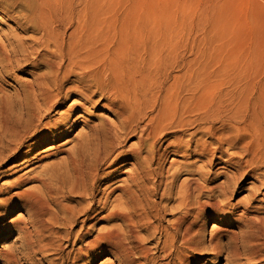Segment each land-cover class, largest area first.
I'll return each mask as SVG.
<instances>
[{
    "label": "bare ground",
    "instance_id": "obj_1",
    "mask_svg": "<svg viewBox=\"0 0 264 264\" xmlns=\"http://www.w3.org/2000/svg\"><path fill=\"white\" fill-rule=\"evenodd\" d=\"M156 11L151 6L132 11L108 0H0V169L18 167L14 156L29 151L31 142L85 127L67 151H44L50 152L47 159L65 154L58 161L0 190L6 196L1 210L11 206L27 215L24 220L19 214L7 230L13 225L23 246L38 254L60 247L61 238L82 242L86 237L79 254L107 255L118 264L147 261L149 242L170 259L166 264H189L207 253L226 264H264V217L259 215L264 210V100H220L222 84L217 87L215 77L225 65L205 63L198 50L188 53L178 25L158 19ZM22 74L31 82L21 80ZM6 79L21 86L16 100L3 91ZM70 97L76 99L65 107ZM59 109L61 115L45 121ZM98 110L114 121L95 122ZM129 139L136 143L122 149ZM167 155L194 161L177 163L163 181V165L157 170L152 165L165 163ZM39 156H34L38 162L45 158ZM214 163L217 170L228 165L234 172L206 188ZM123 166H128L125 178L108 191L112 183L107 182ZM179 172L187 178L175 194L177 216L163 226L160 216L174 196ZM237 177L254 183H248V195L231 203ZM105 178L107 188L95 203L94 186ZM30 182L37 187L19 191ZM159 190L160 202H153ZM115 192L119 195L112 200ZM206 213L216 221L204 247L199 220ZM153 220L159 224L153 226ZM88 222L106 227L91 237L89 231L73 230ZM59 226L66 232L54 241Z\"/></svg>",
    "mask_w": 264,
    "mask_h": 264
},
{
    "label": "rangeland",
    "instance_id": "obj_2",
    "mask_svg": "<svg viewBox=\"0 0 264 264\" xmlns=\"http://www.w3.org/2000/svg\"><path fill=\"white\" fill-rule=\"evenodd\" d=\"M108 2L122 5L123 8L125 7L132 11L144 10L147 6L154 7L157 10L155 14L159 16L158 19L160 17L167 18L172 23H175L176 26L178 25L177 27L179 30L177 29V31L181 33L188 53H194L198 50L197 52L201 60H205V63L211 61L213 65L219 63L225 65L224 71L219 74L220 76L215 77L218 80L217 87H221L222 84L221 89L223 92L222 96H220V100H264V96H262L264 95V0H108ZM161 9H164V15ZM154 19L157 20V18ZM193 42H197L198 45L196 46V44H194V47H192L191 45ZM12 77H14V75H12ZM19 77H22L20 79L24 82H31L30 77L26 74L19 75ZM3 83L4 93L9 96L10 100H16L17 95L15 93L21 92V86L10 79H6ZM225 83H232V86H227ZM75 99V97L65 99L68 100L65 103V107L71 104ZM62 111V109H59L45 115V121L57 118L62 114ZM99 118L111 122L114 121L113 116L106 110H98L95 112L94 121L98 123L100 121ZM84 128L85 127L81 124H78V126L74 127L60 138L57 137L54 140L47 139L41 144L31 142L29 151L22 149L14 156L15 159L19 160V164L17 163L18 167L12 169L16 173L8 169L9 165H5L0 169V190L6 188L21 175L32 176V174L29 173L31 170L35 169V172H37L40 167L45 164L58 161L65 154L62 152L61 154L58 151L54 157L47 159L45 156L50 154V152L44 153V151L49 147L56 148L53 152L56 150L67 151L76 143L78 137L77 133L83 132ZM171 137L172 136H168L167 139H172ZM135 141V139H129L124 143L122 149L134 145L136 143ZM191 143H193V141H191ZM192 145L193 144H191V146ZM164 146H161V148ZM37 153L40 154L39 158L45 157L42 158L40 162L34 158ZM218 154H216V157L219 156ZM192 161H194V159L186 161L172 155H167L165 163L157 164L156 162L152 165V169L157 170L163 165L165 170L163 171V175L168 180H166V178H162V180L169 181V174L175 172V167H177L178 164ZM217 161L218 160L214 162L216 163ZM20 162L22 164H20ZM173 162L176 163L171 165ZM206 162V159H203L202 163L199 164L205 166ZM215 163L208 169L210 174L207 176L206 180H204L206 188H213L227 181L228 176L234 172L233 167L228 165L225 166L226 169L223 171L220 169L217 170L218 166H215ZM105 167V164L102 165L100 172L104 170ZM125 167L128 166H123L113 173L111 177L113 179L111 182H107V185L112 183L108 191L117 186L118 183L125 178V174L122 175V172L126 170L124 169ZM177 174L172 190V196L174 195L172 198L173 200L171 199L165 204L167 206V211L160 216L163 226L169 225L177 216L176 212L172 211V207L176 204L175 194L181 181L187 178L185 172H179ZM107 179L108 178L102 181L100 180V182L94 186L92 200L95 203L101 198L102 193L105 192L107 188ZM249 182L254 183L251 178H236L235 192L230 198L231 203L248 195L250 188L248 185ZM36 187L37 183L30 182L24 185L19 191ZM13 192L14 191L10 192L9 195H12ZM160 192L161 190L158 191L156 197L152 198L153 202H160ZM117 195H119V192L113 194L112 200ZM5 197V195L0 193L1 202ZM260 198L261 197L256 200L258 201ZM220 200H223V198H220ZM1 205L3 204H0V214H2L0 215V264H102L103 262L106 264L109 262L118 264L117 262H113L114 260L107 255H101L97 259H92V255L87 257L84 253L79 254V250L85 247L86 237L82 238V242H73V238L69 239V242H66L64 238H61L58 244L60 247H57L53 251L49 250L38 254L34 247L23 246L20 241L21 236L18 234L17 230L14 229L13 225L7 230V226L11 223V220H15L19 214H23L24 210L14 209L9 206V209L4 208L6 211L4 212V210H1ZM23 215L24 216L19 217L26 220L27 215ZM259 215L264 217V210H260ZM99 216L100 215H98V217ZM215 221L216 220L210 213L204 214L199 220L201 226L200 237L204 239V247H207L209 230ZM92 223L88 222L84 227L78 225V227L73 230L82 233L83 231H89L88 235L91 237L94 236L98 230L106 227L105 224L100 222L97 224ZM158 224L159 222L153 220V226ZM87 227H89L90 230H88ZM223 228L231 229L232 227L225 225ZM54 232H56L57 235L51 236V239L56 241L65 234L66 230L59 226L54 228ZM219 237L222 242L227 241L226 236L220 235ZM147 246L149 248L148 260L140 261L137 264H166L168 261L171 262L170 259H166L162 256L161 250H159V247L156 249L155 246H153V242H149ZM2 253H11L14 258L11 261L5 260ZM189 264H226V262L223 260V257L220 261H214L212 256L207 253L191 260Z\"/></svg>",
    "mask_w": 264,
    "mask_h": 264
}]
</instances>
